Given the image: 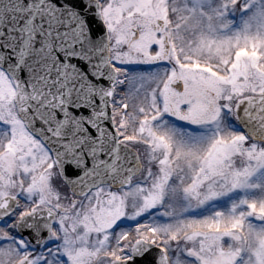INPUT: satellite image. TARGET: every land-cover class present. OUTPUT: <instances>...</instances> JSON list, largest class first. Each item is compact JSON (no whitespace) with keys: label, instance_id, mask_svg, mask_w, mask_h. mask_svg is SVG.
<instances>
[{"label":"snow or ice","instance_id":"1","mask_svg":"<svg viewBox=\"0 0 264 264\" xmlns=\"http://www.w3.org/2000/svg\"><path fill=\"white\" fill-rule=\"evenodd\" d=\"M0 264H264V0H0Z\"/></svg>","mask_w":264,"mask_h":264}]
</instances>
